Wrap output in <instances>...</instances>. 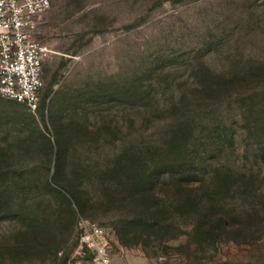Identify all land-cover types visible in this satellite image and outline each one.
Returning <instances> with one entry per match:
<instances>
[{"label":"rangeland","instance_id":"rangeland-1","mask_svg":"<svg viewBox=\"0 0 264 264\" xmlns=\"http://www.w3.org/2000/svg\"><path fill=\"white\" fill-rule=\"evenodd\" d=\"M39 110L0 96V264H264V0H50ZM182 186L175 193L176 186Z\"/></svg>","mask_w":264,"mask_h":264},{"label":"built area","instance_id":"built-area-1","mask_svg":"<svg viewBox=\"0 0 264 264\" xmlns=\"http://www.w3.org/2000/svg\"><path fill=\"white\" fill-rule=\"evenodd\" d=\"M50 0H0V96L13 99L35 113L40 106L43 63L49 46L36 37L40 16ZM79 250L88 264H111L102 228L80 225Z\"/></svg>","mask_w":264,"mask_h":264},{"label":"trees","instance_id":"trees-1","mask_svg":"<svg viewBox=\"0 0 264 264\" xmlns=\"http://www.w3.org/2000/svg\"><path fill=\"white\" fill-rule=\"evenodd\" d=\"M181 187H182L181 185H180V186H176V187L174 188V192L179 194L180 191L182 190Z\"/></svg>","mask_w":264,"mask_h":264}]
</instances>
